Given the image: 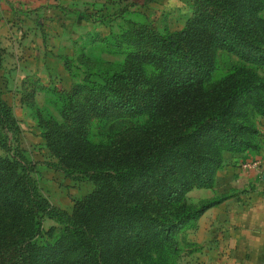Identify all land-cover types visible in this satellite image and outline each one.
Segmentation results:
<instances>
[{"label":"trees","instance_id":"obj_1","mask_svg":"<svg viewBox=\"0 0 264 264\" xmlns=\"http://www.w3.org/2000/svg\"><path fill=\"white\" fill-rule=\"evenodd\" d=\"M189 5L177 31L129 21L91 32L121 59L78 53L79 76L49 88L58 118L34 110L53 166L92 183L69 211L42 193L0 89V264H175L189 247L183 232L217 199L193 205L186 192L263 135L264 0Z\"/></svg>","mask_w":264,"mask_h":264},{"label":"crops","instance_id":"obj_2","mask_svg":"<svg viewBox=\"0 0 264 264\" xmlns=\"http://www.w3.org/2000/svg\"><path fill=\"white\" fill-rule=\"evenodd\" d=\"M83 1L0 0V89L9 106V94L25 108L22 91L43 94L66 71L63 38L93 23ZM257 125V148L224 151L211 185L187 191L193 205L217 201L183 232L190 245L179 264H264V115Z\"/></svg>","mask_w":264,"mask_h":264},{"label":"rangeland","instance_id":"obj_3","mask_svg":"<svg viewBox=\"0 0 264 264\" xmlns=\"http://www.w3.org/2000/svg\"><path fill=\"white\" fill-rule=\"evenodd\" d=\"M189 1L156 0L142 5L141 0H84L83 3L87 12L91 14L93 23L88 25L87 22L85 28H74L73 31L67 32L69 37L63 38L64 50L62 51L70 58L73 66H70L69 70L64 71L56 79V85H52V87H67L79 76L81 65L77 60V55L80 52L95 60L98 65L104 60L117 61L121 59L122 55L105 52L97 41L89 40L91 32L106 31L109 27L112 30H117L118 27L127 25L129 21H149L158 29L177 31L189 15ZM93 2H95L94 5ZM261 13L264 16V7ZM29 90L22 91L19 95V100L21 104L26 106L25 108L19 104L17 94L8 95L12 105L9 107H12L10 109H12L19 128L16 143L26 159L36 163L38 184L48 201L61 209L69 211L72 206V200L89 192L92 183L88 179H72L53 166V157L49 155L39 135L34 118V110L36 108H41L42 111L58 118L55 108L48 100L52 98L53 93L48 89L43 94L38 96L32 94V97L29 98L26 94ZM5 101L7 100L5 99ZM186 194L185 199L191 204L190 196ZM49 223H51V220L43 222L44 226ZM183 251L185 250L183 249L180 253L178 251L175 264H179Z\"/></svg>","mask_w":264,"mask_h":264}]
</instances>
